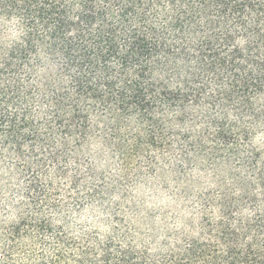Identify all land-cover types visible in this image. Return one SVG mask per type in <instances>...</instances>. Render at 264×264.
<instances>
[{
    "label": "trees",
    "instance_id": "1",
    "mask_svg": "<svg viewBox=\"0 0 264 264\" xmlns=\"http://www.w3.org/2000/svg\"><path fill=\"white\" fill-rule=\"evenodd\" d=\"M87 142L208 181L161 241L103 230ZM0 264H264V0H0Z\"/></svg>",
    "mask_w": 264,
    "mask_h": 264
},
{
    "label": "rangeland",
    "instance_id": "2",
    "mask_svg": "<svg viewBox=\"0 0 264 264\" xmlns=\"http://www.w3.org/2000/svg\"><path fill=\"white\" fill-rule=\"evenodd\" d=\"M176 147L170 146L169 150L157 145L152 152L140 157L136 154L123 162L110 148L87 142L79 147L77 153L68 155L70 169L79 170L83 180L91 182L90 177L94 176L97 181H104L107 187L116 188L115 194L111 193L106 198L105 205L89 207L82 214L81 222L87 220L91 225L99 220L96 226L106 230L110 226L108 220L117 215L138 229L140 223L144 225L145 231L141 232H146L148 226L156 227L158 241H161L168 227L175 226L170 222L166 226L164 216L188 218L190 215L182 208L184 189L198 195L208 181L200 165L193 169L187 167L186 162L179 167L180 173H176L178 168L173 153Z\"/></svg>",
    "mask_w": 264,
    "mask_h": 264
}]
</instances>
